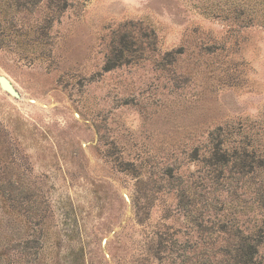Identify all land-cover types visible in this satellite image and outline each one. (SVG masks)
I'll list each match as a JSON object with an SVG mask.
<instances>
[{
	"label": "rangeland",
	"instance_id": "1",
	"mask_svg": "<svg viewBox=\"0 0 264 264\" xmlns=\"http://www.w3.org/2000/svg\"><path fill=\"white\" fill-rule=\"evenodd\" d=\"M2 2L0 76L20 98L0 88V185L47 210L30 264L215 263L236 243L223 222L260 232L264 264V0ZM123 41L131 62L104 71ZM211 134L262 168L214 171Z\"/></svg>",
	"mask_w": 264,
	"mask_h": 264
},
{
	"label": "trees",
	"instance_id": "2",
	"mask_svg": "<svg viewBox=\"0 0 264 264\" xmlns=\"http://www.w3.org/2000/svg\"><path fill=\"white\" fill-rule=\"evenodd\" d=\"M41 0H3L2 5L7 9H23L24 11H32ZM131 46H128V42H121L120 47L113 48L111 51L115 53V58L108 59L104 71H109L119 65L131 62V53L133 52ZM218 129L217 131H219ZM215 133V132H214ZM211 142V152L208 160V166L217 171L216 168L225 169L226 167H231L238 175L252 174L255 169L262 168V165L257 161L250 143L241 139L238 143H233V145L228 148L226 147L225 141L216 139L214 134L210 136ZM218 177H215L217 179ZM222 178V177H221ZM35 192L28 187H15L0 185V264H14L11 260V253L15 251H20L22 257L17 263L22 262L23 253L28 257L32 258L31 261H26L27 264L33 263L43 252L44 243L42 240V235H37L33 229H44V213L43 205L34 199ZM32 212V213H31ZM11 217L13 222H17L18 225L16 230L20 228V223L23 225L22 235L17 238L16 241L10 237L7 241L4 237V224L5 219ZM23 218V221L21 220ZM221 222V221H220ZM216 232H221L225 234H234V239L236 243L233 248L230 249L229 245H220L218 250L221 254V260L211 263L209 260L204 264H256L255 258L258 253V246L260 243V232L256 235H243L242 231L238 228L229 226V222L218 223ZM234 231V232H232ZM215 233V232H212ZM210 233V234H212ZM209 240L213 239L212 235L208 236ZM213 252V251H212ZM215 253V251H214ZM233 259V263L230 261Z\"/></svg>",
	"mask_w": 264,
	"mask_h": 264
},
{
	"label": "water",
	"instance_id": "3",
	"mask_svg": "<svg viewBox=\"0 0 264 264\" xmlns=\"http://www.w3.org/2000/svg\"><path fill=\"white\" fill-rule=\"evenodd\" d=\"M0 88L5 91L8 95L15 99H19V93L13 87L11 82L4 76H0Z\"/></svg>",
	"mask_w": 264,
	"mask_h": 264
}]
</instances>
